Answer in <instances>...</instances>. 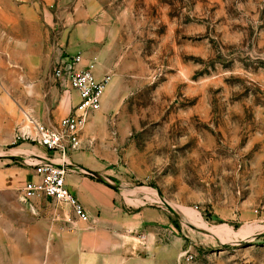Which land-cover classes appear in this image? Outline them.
I'll return each instance as SVG.
<instances>
[{
    "label": "rangeland",
    "instance_id": "374dc122",
    "mask_svg": "<svg viewBox=\"0 0 264 264\" xmlns=\"http://www.w3.org/2000/svg\"><path fill=\"white\" fill-rule=\"evenodd\" d=\"M119 15L101 116L78 150L98 151L96 172L116 187L130 217L128 257L264 264V0H132ZM5 28L0 11V154H19L9 164L27 170L40 145L16 136L31 125L26 112L14 122L22 93L6 84L21 81L20 69L2 50ZM22 186L0 193V218L40 219L53 205L29 207ZM19 238L0 242L1 264H19L23 246L42 251L43 234ZM68 248L65 264H80Z\"/></svg>",
    "mask_w": 264,
    "mask_h": 264
},
{
    "label": "crops",
    "instance_id": "0c3cea01",
    "mask_svg": "<svg viewBox=\"0 0 264 264\" xmlns=\"http://www.w3.org/2000/svg\"><path fill=\"white\" fill-rule=\"evenodd\" d=\"M131 4L132 0H0V11L7 26L3 33L10 36L9 42L3 43L2 50L20 69L17 73L21 81L11 86L6 84L9 91L22 93L18 98L13 95L19 109L13 110L14 122H22V114L26 112L27 119L52 124L71 112L78 95L73 90L63 91L55 83L50 76L53 62L62 55L80 53L81 65L93 62L94 75L101 79L110 58L108 44L112 43L111 35L115 41L118 34L116 21L121 16L116 13L120 8L129 11ZM9 6L11 10L7 9ZM116 6L119 9L116 10ZM99 110L89 116L80 139L84 130L90 131L100 118ZM33 150L27 155L36 159L50 154L42 146L33 147ZM11 152L0 154V157H6L0 158L1 194L20 188L24 181L33 177L32 167L17 170L9 164L12 159L8 157H19ZM97 155L98 151L90 152L84 148L72 152L68 157L72 169L65 178L70 191L88 212V219H76L66 207H55L54 203L47 204L48 211L40 219L24 211L0 218V242L7 236H17L19 240L27 236L32 241L33 237L43 234L42 251L36 246L17 249L19 264H57L58 260L59 264H65L69 244L80 264H84L85 253L91 257L92 264H147L141 256L131 258L125 251L128 238L125 231L131 229L130 217L121 208L117 191L83 172V167L93 171L101 169ZM30 171V177L26 179ZM42 199L48 203L50 198H36L35 204ZM4 219L11 222H4ZM90 220L88 225L86 222ZM2 258L3 250L0 249V264Z\"/></svg>",
    "mask_w": 264,
    "mask_h": 264
},
{
    "label": "built area",
    "instance_id": "2783aa9c",
    "mask_svg": "<svg viewBox=\"0 0 264 264\" xmlns=\"http://www.w3.org/2000/svg\"><path fill=\"white\" fill-rule=\"evenodd\" d=\"M80 53L62 55L51 66L50 76L63 91L73 90L78 101L71 112L56 123L44 124L30 118V125L16 136L27 138L50 152L48 157L25 161L33 168V177L21 188L20 199L30 204L36 198H50L57 206L70 210L76 219H88L89 214L83 204L70 191L66 175L72 169L69 155L78 150L80 135L91 113L101 108L104 91L110 81V75L101 79L94 75V63L81 65Z\"/></svg>",
    "mask_w": 264,
    "mask_h": 264
},
{
    "label": "water",
    "instance_id": "95a60500",
    "mask_svg": "<svg viewBox=\"0 0 264 264\" xmlns=\"http://www.w3.org/2000/svg\"><path fill=\"white\" fill-rule=\"evenodd\" d=\"M86 170V172H88V173H90L92 176H94L95 178H97L98 180H100V181H106L105 179H104V177L101 175V174H99L98 172H96V171H93V170H90V169H85ZM107 182V181H106ZM108 185L109 186H111L112 188H116L114 185H112L111 183H109L108 182ZM168 206V205H167ZM169 207V206H168ZM169 208H171V207H169Z\"/></svg>",
    "mask_w": 264,
    "mask_h": 264
}]
</instances>
